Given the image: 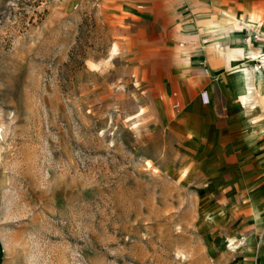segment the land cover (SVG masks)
I'll list each match as a JSON object with an SVG mask.
<instances>
[{"label": "rangeland", "instance_id": "obj_1", "mask_svg": "<svg viewBox=\"0 0 264 264\" xmlns=\"http://www.w3.org/2000/svg\"><path fill=\"white\" fill-rule=\"evenodd\" d=\"M218 11L0 0V264H264V83L176 100L192 43L258 46Z\"/></svg>", "mask_w": 264, "mask_h": 264}, {"label": "crops", "instance_id": "obj_2", "mask_svg": "<svg viewBox=\"0 0 264 264\" xmlns=\"http://www.w3.org/2000/svg\"><path fill=\"white\" fill-rule=\"evenodd\" d=\"M198 4L202 5V9L207 15L214 14L219 10V13L226 16L224 19L232 23L264 20L262 17L264 15V0H198ZM241 32H237L238 38L235 39L237 42L244 39L243 35L239 34ZM201 36H205V33ZM210 36L214 37L215 35L211 32ZM217 38L215 36L211 39L212 42L214 41L213 45L203 37L197 45L192 43L190 47L188 46L189 51H193L188 54L192 59L186 63L185 78L176 82L174 86L177 103L183 110L196 108L212 113L217 107L218 101L223 98L226 100L225 105H230L228 94L230 91L226 86L225 70L230 66L232 68L237 66L233 63V56L228 55L226 50L227 47H231L236 52H240L237 46L233 44L224 48L226 42L221 45L220 42H215ZM234 76L237 77L240 85L241 91L239 93L243 95V83L238 71L235 72ZM202 93L206 96L207 102L203 101ZM185 114L193 113L188 111Z\"/></svg>", "mask_w": 264, "mask_h": 264}, {"label": "bare ground", "instance_id": "obj_3", "mask_svg": "<svg viewBox=\"0 0 264 264\" xmlns=\"http://www.w3.org/2000/svg\"><path fill=\"white\" fill-rule=\"evenodd\" d=\"M236 46L239 49L240 56L234 55L233 63L237 66L236 68L238 70L239 77L243 83L244 93L242 101L245 105L253 108V94L254 90L256 89L255 85L258 83H264V70L259 65V61L262 58L263 49L261 45L253 47L247 41ZM231 240L235 242L234 239Z\"/></svg>", "mask_w": 264, "mask_h": 264}, {"label": "built area", "instance_id": "obj_4", "mask_svg": "<svg viewBox=\"0 0 264 264\" xmlns=\"http://www.w3.org/2000/svg\"><path fill=\"white\" fill-rule=\"evenodd\" d=\"M243 24L244 30L249 28L251 32H249V37L251 41H254L258 43V45H261L263 49L262 58L259 61V65L264 70V29L262 27V23H246V22H239L238 24Z\"/></svg>", "mask_w": 264, "mask_h": 264}]
</instances>
